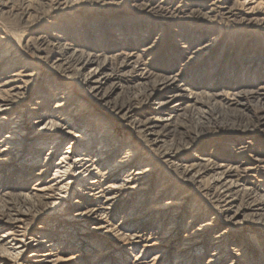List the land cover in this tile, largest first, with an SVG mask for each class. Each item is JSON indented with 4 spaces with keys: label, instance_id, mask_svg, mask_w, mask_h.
Instances as JSON below:
<instances>
[{
    "label": "bare ground",
    "instance_id": "bare-ground-1",
    "mask_svg": "<svg viewBox=\"0 0 264 264\" xmlns=\"http://www.w3.org/2000/svg\"><path fill=\"white\" fill-rule=\"evenodd\" d=\"M76 2L126 9L61 23ZM76 2L0 0V21L24 7L12 30L0 28V201L21 202L0 211V264H99L108 243L131 251L132 264H202L208 252L207 264H235V231L264 234V148L203 141L264 136V83L253 88L264 80L254 38L264 34V0ZM216 20L244 34L231 45L205 29ZM33 179L39 188L27 189Z\"/></svg>",
    "mask_w": 264,
    "mask_h": 264
},
{
    "label": "rangeland",
    "instance_id": "rangeland-1",
    "mask_svg": "<svg viewBox=\"0 0 264 264\" xmlns=\"http://www.w3.org/2000/svg\"><path fill=\"white\" fill-rule=\"evenodd\" d=\"M75 2H76V0H75ZM88 7L82 5L81 3L76 2V3H74L70 7L69 10H67L65 13H63L62 15H60L61 17H59V19L61 20V23H64V21L73 22L72 20L77 21V22H78V20L88 21L90 18L87 19L85 17V16H87V12H89L91 14L92 12H100V11L107 12L108 11V12H113V15H116L117 14L116 12H118V10H125L126 9V8H119V7L118 8L111 7L110 9L105 10V9H107V6L104 7V8H100L97 5H95L94 7L93 6H91V7L88 6ZM23 9H24V7L21 6L20 9L15 14H12L11 17L8 18V21H5V22L4 21H0V28L2 29V31H7L8 29H11L12 30L13 23L16 21V20H13V19L20 18V14H22V10ZM31 11H32L33 15H38V14H41L43 12V7L41 5H39V4H33V6L31 7ZM73 11L74 12H77V13H74ZM79 11H81V12H79ZM103 12L100 13L99 15L96 14L97 16H96L95 19L99 18L97 20H100V19L104 18ZM17 15H19V17H16ZM47 15H48V13H46L45 20L48 17ZM224 22H223V20L222 21L216 20L215 23H212V25L211 24L208 25V26L206 25L205 29L207 30L208 28H210L212 30H215L216 33H218L219 31H223L224 34H225V36H226L224 40L225 41H229L231 45H234V44L237 43V37L243 35L244 33L242 31L238 30L237 27L234 26L233 24H230L227 21L225 23ZM44 24H45V22H44ZM44 24H43V26H41V29L46 27L45 26L46 24L45 25ZM157 29H158V31H156L154 33V35L155 36H158V37H161V38L162 37H165L164 32L166 30L165 31H162L163 29H161V28H157ZM169 30H170V32H169ZM169 30H167L168 33L166 34V38H164V39H166V42H167L168 35L170 37L171 32L173 31V29H169ZM19 31L24 32L25 30H23V31L22 30H19ZM47 32L53 33L51 30L50 31H47ZM254 38L256 40H258L256 42V44L258 46H260L262 48V50L264 51V34H262V33L261 34H258L257 33V34L254 35ZM10 39H12V38H10ZM14 40L15 39L13 38L11 40V42H12L13 45H16V40L15 41ZM62 42H65V40L63 39ZM247 52H248V50H245L243 53H247ZM164 53L167 54L166 49L163 50V53L161 55H164ZM224 76L225 75L223 74L222 77H221V82H229L230 81L229 80V77L226 78ZM237 76H238V74H237ZM238 78L239 77L236 78V77L233 76V79H231V80H232L233 83H236L238 81L241 82L242 79L239 80ZM244 79H246V78H243V80ZM59 80L62 81L63 78L62 77H59ZM235 80H238V81H235ZM245 82H247V81H245ZM263 83H264V80L263 81H259L258 83H256L253 86V88H257V87H259L260 84H263ZM42 85H43V83H42ZM218 89H225V87L221 85V86L218 87ZM52 104L54 105V102ZM189 125L190 126H194V122H192V120H191V122L189 123ZM117 129L121 133V135H123V137L129 136V135H127L128 134L127 131H125L124 129H122V127L117 126ZM243 136L244 135H237L236 133H234V134L230 133L229 135H226V136L221 137V138H219V137L218 138L207 137L205 139V141H203L204 142L203 147L206 146V148L208 150L212 149L211 147H209L212 141H215L216 143H219V144L225 143L227 145V147H228V146H230V143H231V145L232 144H234V145L237 144L240 141V138H241V139H245L246 141H248L250 144L253 145V147H258V148L263 147L264 148V136L262 135V133L253 132V133H251V136H249L248 138L246 136L245 137H243ZM219 150H221L223 152L222 149H219ZM58 155H60V153ZM250 156H254V151L253 150L252 151H248L244 155V157H242L241 159H244L245 158L246 160H250ZM57 159H58V156L53 160V164L57 161ZM42 161H43V159H41V162ZM260 172H261V176H262L261 179H264V170H261ZM162 176H164V175L162 174ZM17 180H18L19 183L17 182ZM17 180H15V182H14L13 185H15L17 183L16 184V187H21V184H22L21 183V180L18 179V178H17ZM47 180H48V176L46 178H44L42 181L45 183ZM160 180H159V183L157 182L158 184L161 183ZM37 181H39V180L33 179L32 181H29L27 183V189H30V188L32 189L34 187L35 188H39L38 187L39 185L38 186H35V183H37ZM155 192H156V190H152L151 193L149 194V196L147 198L150 199V198L154 197L155 196ZM183 193L184 192L179 193L177 195L178 196L177 199H179ZM194 197L195 196H193L191 198V201H193ZM136 200L137 199H134L133 202L135 203ZM165 201H166V199H163V203H165ZM20 203L21 202H19V200L17 198H15V197H13L12 200L7 201V202L6 201H0V211H5V212H7V211H13L16 208H20L21 207V204ZM191 204L192 203L189 202V204L186 205L187 208L192 207ZM147 207H145V209ZM263 214H264V212H263ZM42 218H40V219H42ZM40 219L39 220L37 219V221L35 223V228L40 225V222H41ZM120 219H121L120 216L119 217H116L115 216V218L113 219L114 220L113 223L117 225L120 222ZM42 220H44V219H42ZM188 221H189V218H186L185 225H187ZM169 225L170 224L167 222V223H165L161 227V234H164V232L167 231V229L169 228ZM220 230H222V229L220 228L219 231ZM59 231L62 234L66 235L65 234L66 232L63 231L62 228H60ZM235 233H236V237H237V241H238V247L236 249H239L241 251V254H242L241 257H240V259H237V261H236L235 264H264V234H262L259 237L255 238L257 240H254L253 238L250 239L249 237H245L244 234H246V233H244L243 231H235ZM184 234H185V232L182 231L181 234H179L177 236V238H179V239L182 240V237H183ZM98 236H99L98 234H96V235L94 234V237L97 238ZM212 236L213 235L211 233H207L205 235L204 239L207 242V244L211 241ZM231 239H233V237ZM241 244H243V247L241 246ZM246 244H248V246H244ZM76 246L77 247H80V245H76ZM76 246L73 247V248H76ZM112 246H113V244L108 243L106 246H104L103 249L101 248L102 250H101V252H99V253H101V254H99V256H100V259H99L100 263L99 264H106L110 260H118V261L121 260V262L123 264H132V262L134 261V259L131 256V254H132L131 251H129V250L120 251L119 250V251L113 252L112 251ZM140 250H142V247L141 246H139L137 248V250H134V255L138 254L140 252ZM66 251L68 252L67 249H66ZM28 252L29 251H27V253ZM72 252L73 253H77V251H74V250ZM160 252H161L160 249H157L154 252L149 253V257H150L149 258V261H151L155 255L160 254ZM210 253L211 252H208L207 255H204V257L202 258V264H207V262H208V260L210 258ZM90 258L91 257H89V259ZM86 259L88 260L87 256H85L82 260H86ZM171 259H172V263H174L175 260H176L175 258H171ZM231 260L232 259H231V256H230L223 264H230ZM189 261L190 260L188 259L187 262H186V264ZM156 262H157L156 264H162L160 259L157 260Z\"/></svg>",
    "mask_w": 264,
    "mask_h": 264
}]
</instances>
